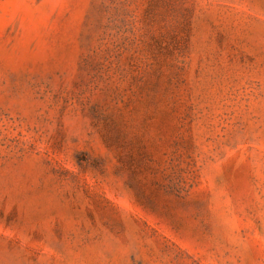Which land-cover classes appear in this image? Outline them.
<instances>
[{"label": "rangeland", "instance_id": "1", "mask_svg": "<svg viewBox=\"0 0 264 264\" xmlns=\"http://www.w3.org/2000/svg\"><path fill=\"white\" fill-rule=\"evenodd\" d=\"M0 264H264V0H0Z\"/></svg>", "mask_w": 264, "mask_h": 264}]
</instances>
